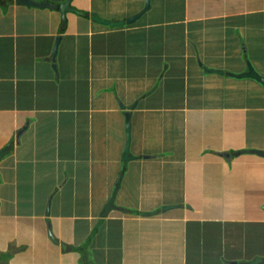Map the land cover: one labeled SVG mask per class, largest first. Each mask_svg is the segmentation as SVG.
<instances>
[{"label":"crops","instance_id":"crops-1","mask_svg":"<svg viewBox=\"0 0 264 264\" xmlns=\"http://www.w3.org/2000/svg\"><path fill=\"white\" fill-rule=\"evenodd\" d=\"M149 1L130 25L93 21L127 22ZM149 1L72 0L85 15L65 26L60 9L0 4V227L33 222L4 247L20 240L24 264L264 260V155L249 153H264V85L232 76L264 78V0ZM42 170L54 187L31 214ZM164 206L178 207L140 215Z\"/></svg>","mask_w":264,"mask_h":264},{"label":"water","instance_id":"water-1","mask_svg":"<svg viewBox=\"0 0 264 264\" xmlns=\"http://www.w3.org/2000/svg\"><path fill=\"white\" fill-rule=\"evenodd\" d=\"M16 3L18 5L27 6V7H34V8H56V9H60V12H61L62 17H63V26H65L67 24V14L68 13H76L78 15H85L83 12H80L76 8L72 7V5H71L72 0H68L67 2H65L64 4H62L59 7L55 6V5H52L51 3H39V2H36L34 0H16ZM149 8H150V1L147 3L146 9L142 13L130 18L127 22H123V21L122 22H111L110 20H105V19L101 18L98 14H94L93 15V21H95V22H97L99 24L105 25V26L112 27V28L122 27V26H125L127 24L130 25L133 22L137 21L139 18H141L144 15V13ZM59 41H60V38L58 39V44L56 46L54 57H56V55H57V49H58ZM220 73L222 74L223 72H220ZM232 76L237 77V78H246V77L253 78V79L258 80L260 83H262L264 85V78L261 77L254 70V68L252 66H250V72L249 73L243 74V75H232ZM127 116H128V143H127V147H126L125 154H124V161L125 162L131 161L133 159V157L130 154L131 116H132L131 112H128ZM9 152H10V146L6 147L5 149L0 150V164L2 163V161L4 160L6 155L9 154ZM249 153H257L258 155H262V156L264 155V153L260 152V151H251ZM226 156H227V158L231 157L230 154H227ZM123 175L124 174H122V176H121V178H120V180L118 182L117 188H116V190H115V192L113 194L112 199L110 200L108 205L104 208V211L102 212V216L103 217H107L112 210H117L118 209V207L116 205V200H117V195H118V192H119V188H120V185H121V182H122ZM177 207L178 206H164L161 210H157L155 212H144L142 215L145 216V217H153L155 215H158L160 212H167V211L176 209ZM49 234H50V237H51L52 241L55 244H60V241L54 235L53 226L49 227ZM63 248L65 250H67L68 247L64 244ZM9 252L11 254H17L19 252V250L17 248H15V247L11 246ZM263 263H264V260L256 259V260H254L252 262H249L247 264H263Z\"/></svg>","mask_w":264,"mask_h":264},{"label":"rangeland","instance_id":"rangeland-1","mask_svg":"<svg viewBox=\"0 0 264 264\" xmlns=\"http://www.w3.org/2000/svg\"><path fill=\"white\" fill-rule=\"evenodd\" d=\"M36 1V0H35ZM111 2H112V4H110L109 3V7H112L113 9L115 8V4H117V3H119L120 5H121V7H125L126 5H127V3H128V0H110ZM104 4H107L106 2H104ZM120 7V8H121ZM119 8V7H118ZM119 11H120V9H119ZM111 13H114V12H111ZM110 13V14H111ZM240 33H242V32H240ZM254 32L253 31H250L247 35H250V34H253ZM242 88H244V87H242ZM247 89V88H246ZM245 89V90H246ZM245 90L244 89H240L239 91H238V93H244L245 92ZM114 146V148L111 150V154L110 155H112V157L114 158V156L116 155L115 153V145H113ZM116 157V156H115ZM112 167V166H111ZM37 171L38 170H36V172L35 173H37ZM45 174V170H42V172H41V177H42V181L40 180L39 182H37V185L38 184H40V187H39V192L38 191H36V200L34 201V202H32V203H34V206L32 207V209H34L32 212H31V214H33L36 210L38 211V212H42L43 211V207L40 209V210H38L37 208H39V207H41V205H43L44 206V203L46 202V200H47V196H46V193L47 192H50L49 190H52V187H54V186H52L53 184L51 183V182H47V184H44V181H45V179H46V177H43V175ZM111 176H112V172L110 171L109 173H108V176L107 177H109V178H111ZM29 183H32V182H27L26 184H29ZM42 184L43 185H45V189H42L41 188V186H42ZM117 185H118V182L116 183V184H114V186H115V190H116V187H117ZM115 190L113 191V193L112 194H114V192H115ZM136 193V192H135ZM135 193L134 194H132V196H131V198H129V201H128V204L130 205V209H134L135 211H136V213H137V211H138V209L137 208H134V205H133V203H138L139 201H138V199H139V197H140V195L143 193V192H141V193H138L137 194V196L135 195ZM175 195H178V194H180L181 192H179V191H175V192H173ZM5 194H11L10 193V191H7V192H5ZM64 194V193H63ZM119 201L117 200V203H118ZM70 203H71V201L70 200H68L66 197H63V204L61 205V207H60V211H63L65 214L67 213L68 214V211H73V210H75V211H77V208H73V206H72V204L70 205ZM121 204V203H120ZM101 205V203L98 201L97 203H95V207H94V209L95 210H97V208L99 207ZM29 206V205H28ZM189 206H187V208H188ZM173 212V211H172ZM47 214H48V212H47ZM140 215H142V214H140ZM66 224H68V222H65ZM72 223V222H71ZM8 225V226H7ZM32 226H33V222L32 221H30L28 224H23V225H21V224H19L18 222L17 223H11L10 225H9V223L8 224H6L5 226H4V228L3 227H0V257L4 254V253H6V254H8V253H10L9 251H10V246L6 249V248H4L5 247V245L8 243V237H10L11 236V234H14L15 232L17 233V232H20V230H22V232H23V234H27V236L28 237H32L33 236V231H36L35 229H33L32 228ZM56 227H57V224L55 225ZM10 242V241H9ZM23 244V243H22ZM1 245H3V246H1ZM21 244H20V240H17V241H12V245L11 246H13V247H15V248H17L19 251L21 250V246H20ZM161 249V248H160ZM156 251L152 248L151 250H149V253H148V255H142L141 256V258L140 259H144V258H146L147 256H151V258L152 257H155L156 256V253H155ZM13 253V252H12ZM24 253V252H23ZM11 254V253H10ZM168 254H170V253H168ZM12 255V254H11ZM26 256H27V253L25 254ZM25 255L23 254V255H21V256H17V254H15V255H13L11 258H9V262H6V263H4V264H24V257H25ZM37 257V256H36ZM93 258H94V256H93ZM162 258H164V259H166L167 261H170V258H172V256L171 255H165V256H163ZM33 260L35 259V258H32ZM173 259H174V257H173ZM11 260H13L12 262H11ZM30 261H31V259H30ZM30 261H29V259H26V264H30ZM94 262V261H93ZM95 263V262H94ZM0 264H2L1 262H0Z\"/></svg>","mask_w":264,"mask_h":264},{"label":"trees","instance_id":"trees-1","mask_svg":"<svg viewBox=\"0 0 264 264\" xmlns=\"http://www.w3.org/2000/svg\"><path fill=\"white\" fill-rule=\"evenodd\" d=\"M14 2V0H0V4H4V3H6V4H11V3H13ZM97 227H100V224L98 223V225H97ZM97 230H99L98 228H97ZM86 246V245H85ZM12 257V255L10 254V253H8V254H3L1 257H0V262L2 263V264H4V263H6L7 261H9V258H11Z\"/></svg>","mask_w":264,"mask_h":264},{"label":"clouds","instance_id":"clouds-1","mask_svg":"<svg viewBox=\"0 0 264 264\" xmlns=\"http://www.w3.org/2000/svg\"><path fill=\"white\" fill-rule=\"evenodd\" d=\"M113 197V196H112ZM116 205H117V200H116ZM117 207H118V205H117ZM120 208L118 207V209L117 210H119ZM127 212H130V211H127Z\"/></svg>","mask_w":264,"mask_h":264}]
</instances>
